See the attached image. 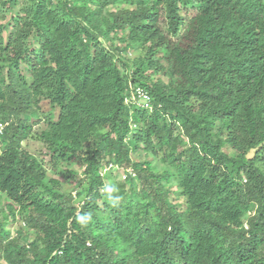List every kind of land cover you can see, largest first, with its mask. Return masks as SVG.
Masks as SVG:
<instances>
[{"label": "trees", "instance_id": "obj_1", "mask_svg": "<svg viewBox=\"0 0 264 264\" xmlns=\"http://www.w3.org/2000/svg\"><path fill=\"white\" fill-rule=\"evenodd\" d=\"M82 1L0 0V264H264V0H130L111 21L124 0ZM130 83L152 108L125 102ZM32 113L82 204L22 147ZM113 154L139 182L107 187Z\"/></svg>", "mask_w": 264, "mask_h": 264}, {"label": "rangeland", "instance_id": "obj_2", "mask_svg": "<svg viewBox=\"0 0 264 264\" xmlns=\"http://www.w3.org/2000/svg\"><path fill=\"white\" fill-rule=\"evenodd\" d=\"M66 1H71V0H66ZM129 1L130 0H124V1H120V2L107 4L106 8H104V11H103L104 15L109 17L110 11L123 8V7H125L124 5L133 6L134 4L133 3L131 4ZM56 2H58V0H54V3H56ZM74 2H75V5H79V4L83 3L84 1L74 0ZM96 3H97L96 1L90 2V3H88V5H90L92 8H94ZM14 14L15 15L17 14V10H14V12H10V10L7 11L5 19H1V21L5 22L9 25V22L11 21V17H13ZM110 21H111V18H110ZM101 24H102V26H101L102 30L109 31V34H107V36H105L103 39V42L106 45L113 44L114 49H116L117 47L123 48L126 45L125 41L122 40V38H125L127 35L126 30H123V31L113 30L112 31L111 29L108 28L110 23L105 21V23L101 22ZM158 26L162 29V31H164V33L168 32L167 31L168 24H167V21H165L164 19L159 20ZM9 29H10V27H9ZM11 30H13V29H11ZM102 30H100L98 32L100 34H102L101 33V32H103ZM120 55L122 57H124L126 59H130V60H133V59L136 60L137 59V62H140L139 60H141V58L144 59V57H145L144 51H142V49H140V48H135V47H131L127 51H121ZM127 68H132L134 71L135 65L132 64V62H131L130 66ZM126 71H129V70L126 69ZM146 75H148L152 79L161 78L164 81H167V78H168L167 75L159 73V72H154L150 68L146 71ZM142 102H141V104H142ZM149 108H152V105ZM22 117L24 119H26V121L34 123L33 124V130L31 132L30 136L23 139L22 147L25 150L29 151L30 153L36 155L40 159V161L43 163L44 167H46V170H47L49 177L50 176H52L54 178L57 177V178H60L62 180V188H61L62 191L70 192L72 190L73 196L75 197L74 203H76L78 205L82 204V202L84 201V196H79L76 193L75 189L71 187L72 184L68 183L70 177H68L64 174H59V173H56V172L50 170V167L52 166V162L50 163L49 156L45 155L46 149H45L44 141H42L38 136L40 128H41V123L34 122L38 119V115L36 113H32V114H28V115H25ZM39 117H40V115H39ZM1 127H3V126L1 125ZM127 139H129V137ZM225 149L231 151L228 147H225ZM131 150H132L131 151V158L133 161L141 162V163L151 161V164L154 167V169L156 171H159V172H161L165 168L164 164L161 161L154 158L152 155H150L148 152H146L142 148H139L138 150L131 148ZM0 152H1V149H0ZM108 159H109V156H108ZM65 167H66V165L63 164L62 168H65ZM128 167L130 168L132 166H128ZM128 167L126 165L120 164L118 161H116L114 154L112 156H110V162L107 165H105L103 168L100 169V174L104 177V180L106 182L105 184L107 185V187H111L112 184L114 185L119 180H123L124 179L123 175L127 173ZM72 168L75 169L80 174V175H78V178H81L84 181L85 178L82 176L84 167L76 164V165H72ZM135 175H136V172L134 171L133 176L137 179L136 181L139 182V178ZM70 181H71V179H70ZM126 186H127L126 188L129 187V185H126ZM81 187H82V190H85L86 187H88L87 179L83 182ZM171 198L173 199V201H178L180 204L184 203V200L180 197L175 196V197H171ZM5 200H7L6 196H4V198H3V201H5ZM17 218H18L17 222L8 225L9 228L11 229L12 235H16L17 229L22 228L23 224H24L21 220H19V218H20L19 215H17ZM2 263L6 264L5 261H2Z\"/></svg>", "mask_w": 264, "mask_h": 264}, {"label": "built area", "instance_id": "obj_3", "mask_svg": "<svg viewBox=\"0 0 264 264\" xmlns=\"http://www.w3.org/2000/svg\"><path fill=\"white\" fill-rule=\"evenodd\" d=\"M150 99H151V96L146 89H144L140 85L134 86L131 84L130 85V95H128L125 100L128 103L135 102L139 104H141V102L143 101L141 105L149 108L152 105ZM127 170H128L127 173L123 175L124 178H126L129 174L131 175L134 174V168L128 167Z\"/></svg>", "mask_w": 264, "mask_h": 264}, {"label": "clouds", "instance_id": "obj_4", "mask_svg": "<svg viewBox=\"0 0 264 264\" xmlns=\"http://www.w3.org/2000/svg\"><path fill=\"white\" fill-rule=\"evenodd\" d=\"M125 102H126V100H125ZM2 128H3V127L0 126V129H1V130H2ZM1 130H0V132H1Z\"/></svg>", "mask_w": 264, "mask_h": 264}]
</instances>
